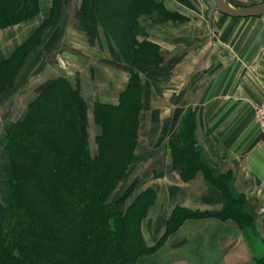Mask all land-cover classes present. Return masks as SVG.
Masks as SVG:
<instances>
[{"label":"crops","instance_id":"0c3cea01","mask_svg":"<svg viewBox=\"0 0 264 264\" xmlns=\"http://www.w3.org/2000/svg\"><path fill=\"white\" fill-rule=\"evenodd\" d=\"M76 1L72 8L78 5ZM229 1L234 6L252 2ZM136 5H104L94 0L87 6V13L78 15L77 34L69 36L67 28L76 26L71 22L73 15L63 22L62 14L49 24L53 0H41L39 15L0 29V60L11 59L21 47L25 51L23 46L42 31L40 44L32 47L19 66L13 85L1 93L0 113L5 117L8 111L9 122L22 120L30 103L60 77L79 90L87 103L88 92L95 100L89 106L117 104L131 75L141 73L140 56L133 55V40L150 41L156 50L148 58L161 61V106L173 107V113L163 116L161 133L168 134L170 126L167 128L166 123L173 122L176 141L191 119L189 140L197 143L209 165L205 171L196 168L182 159L180 146L170 150L161 185L167 183L165 188L172 190L165 191L168 201H161V215L166 217V212L183 203L215 217L225 209V198H231L227 188H235V198H245L250 204L251 210L246 209V213L252 220L246 228V221L223 215L221 229L215 233L221 252L218 264H264L259 258L264 256V137L256 115V107L264 102V15L237 17L219 8L215 15L214 5L201 0H163L155 9ZM138 10L147 11L137 16L134 12ZM107 16L116 21L114 25L119 23L129 31L139 25L142 33L135 38L120 26L118 34L122 37L117 39L103 19ZM60 33L62 42L68 43L72 37L83 50L68 46L60 57L62 71L55 74L46 61ZM124 37L131 46L128 56L118 46ZM211 176L220 182L215 185ZM166 207L171 208L166 211ZM199 231L197 234H206ZM146 240L148 245L156 243L148 236ZM209 243L206 237L205 245Z\"/></svg>","mask_w":264,"mask_h":264},{"label":"trees","instance_id":"16d2710c","mask_svg":"<svg viewBox=\"0 0 264 264\" xmlns=\"http://www.w3.org/2000/svg\"><path fill=\"white\" fill-rule=\"evenodd\" d=\"M32 2V0H0V29L27 20L25 18L35 17L39 10L37 5H32ZM132 2L129 1V3ZM119 3L125 4L121 1ZM160 4L162 6L159 0H150L146 7L152 9ZM37 42L38 38L31 40L23 46L25 51L21 47L19 48V50L22 49L21 52L18 50L11 59L0 60V95L13 85L16 71ZM136 43L141 46L147 44L155 46L145 40L143 42L133 40V45ZM134 89L143 92L142 81L136 77V73L131 76L127 90L122 93L123 98L119 104H96L97 118L103 120L106 125L109 119L114 120L115 112L122 114L128 104L137 105V102H140L139 99L127 95ZM86 113L87 104L80 91L74 88L66 78L60 77L42 90L38 97L30 103L27 114L22 120L13 122L7 127L8 135L13 142L9 149L13 156L11 157L13 162L11 184L15 188L14 194L18 191L22 192L23 189L26 191L32 189L33 193L43 196L41 205L38 206V202L36 210L40 207L50 208L52 216L47 217L44 211L30 210L29 205L27 207V204L22 201H18L17 204L20 206L18 205L16 213L9 215L7 209L10 206L11 208L16 207L15 201L12 200L7 206L0 201V264H119L121 257L123 261L126 259L127 264H134L133 258H130L132 255L130 251L120 254L119 249L116 248V245H122V240L124 243L126 239V218L131 207L127 213H122L111 209L108 203H103L102 198H86L85 196L86 182H92L95 187L97 183L99 184V177L111 176L112 170L116 169L114 167L117 163L116 159L120 155V152L116 150L114 160L113 158L104 160L110 166L99 170V159L89 152ZM122 115L117 122L120 128L124 127L127 121H135L137 116L134 112H125V115ZM189 120L184 127L185 131L183 130L181 136L179 135L176 139L175 146L182 148L181 156L184 161L188 160L196 168L205 171L209 165H206L197 143L189 140L193 127L191 119ZM58 130L64 135L62 137L64 141L61 137H55L59 133ZM100 137L108 143V147L112 145L117 148L120 143V139L116 141L106 138L104 133ZM15 157L33 163L34 169L29 170L24 177L18 171L19 168L14 161ZM92 173L96 174L94 178H87V175ZM210 180L215 185L220 182L212 176ZM42 183H47L48 187H40ZM227 190L232 198L229 199V207H233V204H240V198L233 199L236 193L235 188L228 187ZM229 207H225L223 212L216 214L221 216L230 214L243 223L251 219L244 212L245 206L237 214L229 211ZM176 211H185V213L196 216L215 215L185 207H178ZM53 218L58 219V222L61 220L67 226L66 248L62 245L65 243L63 230L53 225L55 224L52 222ZM139 234L143 248L137 249L135 246L133 247L135 251L139 249L151 251L164 238L163 235L154 245H148L141 227H139ZM29 239L40 240L48 244L28 242ZM76 245L78 248L76 252L70 249ZM259 258L264 260V256Z\"/></svg>","mask_w":264,"mask_h":264},{"label":"rangeland","instance_id":"374dc122","mask_svg":"<svg viewBox=\"0 0 264 264\" xmlns=\"http://www.w3.org/2000/svg\"><path fill=\"white\" fill-rule=\"evenodd\" d=\"M32 1L33 6L37 5L39 10L37 15H39L41 13V0ZM120 1L125 4L129 3V1H133L132 3L137 4L136 6L140 9H146V5L150 3V0ZM120 1L96 0L97 3L104 5L109 3L120 4ZM159 1L163 3V0ZM232 1L238 3V0ZM73 2H75V0H53L52 20L49 22V24L56 22L62 14L64 22V20L68 18V15H73L71 22L75 23L76 26L70 25L67 28L69 36L70 34L71 36L77 34L76 19L79 14L83 15V13H87V6L90 2H94V0H77L76 3L78 5L75 8H72ZM201 2L214 5V14L216 15L218 13L217 9L219 7L216 0H201ZM262 2H264V0H252V2L242 6H250ZM235 6L242 7L236 4ZM143 11L147 10H138L135 11L134 14L138 16L143 13ZM27 13H29V10H27ZM25 19L29 20V18ZM103 19L109 26V29L111 28L115 32L114 36L117 37V39H121L122 37V34H118V28L120 26H123L119 28L120 30L124 32L128 31V34L131 33L135 38L136 36L138 37L137 34L142 33V28L139 25L138 27H131L132 29L130 28L131 30L129 31L128 27L126 28L124 25H120L119 23V26L114 25L113 23L116 21H113V19L109 18V16L103 17ZM121 24H124V21ZM45 26L48 27V23L45 24ZM61 30L63 31V27ZM41 33L42 31H38L37 33L38 44H40L41 41ZM62 34L63 33L59 34V38L55 41L52 50L49 51V60L46 61V66H51V68L54 69L55 74H59L62 71L61 64H63V61H61L60 57L68 46H77V48L83 50V46L81 48L80 43L72 37H70L71 40L69 38L70 41L68 40L69 44L62 42ZM119 45H121L123 50ZM129 45L128 38L126 37L122 39V43L119 42L118 46L123 55L131 54V50H129L131 49V46ZM133 46L135 48L133 55L137 57L140 56L141 59L140 65H138L141 73H135L136 77L142 81L143 92L141 93L140 90L134 89L127 94L131 97H137L140 102H137V105L128 104L122 114L125 115V112H134L135 115H137L135 121H127L124 127L120 128L119 124L117 125V122L123 115L121 112L119 113L114 111V120L109 119L105 125L103 120L97 118L95 113L96 105H88V103L95 102L94 98H91L88 92L86 94V97L89 98L88 103L85 100L87 104L86 128L89 136V152L92 156L96 157V159H99V170L106 169V167L110 166L107 162H104V160H108L109 158H113L112 160H114L116 158L114 155L116 150L120 152V155L116 159L117 163L114 166L116 169L112 170L111 176L106 177L104 175L99 177V184L97 183V186L95 187L92 185V182H86L85 196L86 198H102L103 203H108L111 209L122 213H127L128 209L131 207L130 213L126 218V239H124V243L122 240V245H116V248L119 249L120 254H125L126 252L124 253V251H130L132 254L130 255V258H133L132 260H134V264H218L220 262L221 252L217 249V238L219 235H216L215 233L221 229L220 220H222L223 216H196L185 213V211L175 212L178 207L188 208L187 206H183V203H181V205L177 204L173 211L171 210L170 212H166V217L165 215H161V201H164V203L168 201V198L164 195L165 191L169 189L172 190L170 187L165 188V185H168L167 183L165 185H161V175L164 173L165 159L169 158L170 150L173 151V147L175 146L173 136L175 124L173 122L171 124L168 122L166 123L167 128L170 126L168 134L164 131L161 133V128L163 126V116L173 113V107L167 105L161 106V65H159L161 61L159 62V60H156L155 58H148L149 56H153V53L151 52H155L156 45L152 46L147 44L141 46V44L136 43ZM121 98H123L122 94L120 95V99L117 104H119ZM4 114V112L0 113V201L6 206L11 204L12 200L15 201L14 205H16V207L13 206L11 208L10 206V208L7 209L9 215L11 213H16L17 207L19 208L20 206L17 203L18 201H22L27 204V207L29 205L28 208H30V210L32 209L35 212L44 211L48 215L47 217H51L52 214L50 213V208L40 207L36 210V205L38 202V206L41 205L43 196L33 193L32 189L27 191L23 189L20 193L19 191H16V195L13 192V190H15L11 184V180L13 178V156L9 149L12 145L11 143L13 142L8 135L7 127L16 121L9 122V119L6 116L4 117ZM58 132L59 133L55 135V137H61V140L64 141L65 139H62L64 135H62L61 131L58 130ZM103 133L106 138H112L116 141L120 139V143L117 145V148L112 147V145L108 147V143L105 142V140L103 141L100 139V136ZM14 161L19 168V173L23 176L28 174L29 170L32 168L34 169V164L25 159L15 157ZM185 161L186 163H190L188 160ZM95 175L96 174L93 173L88 174L87 178H94ZM21 181L23 183V180ZM44 186L48 187L47 183H42V186L40 187ZM16 196H18V198H14ZM162 196L163 198H161ZM229 199L231 200L232 198H225L226 208L229 207ZM239 200L240 204H233V207L230 206L228 208L230 209L229 211H232L233 214H237L244 209V206L245 213L246 209L251 210L250 204L246 202L245 198H240ZM170 208L171 207H166V211H169ZM21 210H23V207H21ZM236 219L237 217L234 216L235 221ZM58 221L59 220L56 218L52 219V222L55 223L53 225L57 226V229L61 228V230H63L65 243H63V241L62 245L66 248L67 226H65L61 220L60 222ZM250 221L251 220L246 221V228H250ZM139 227L142 229L145 242H147V236L154 239L155 242L159 241L161 239L160 234L163 229H165L163 234L164 238L160 244L151 251H145L143 249L135 251V246L137 249L143 248L141 235L139 234ZM200 229L206 234H197V232L200 233ZM211 235L213 237V241L210 239ZM158 236H160V238H158ZM206 237L211 242L207 245H205ZM57 240L58 239L56 238V241ZM28 242L43 243L42 241L36 239H29ZM43 244L47 245L48 243L46 242ZM205 247L207 248L204 249ZM70 249L75 252L78 250L77 245ZM122 261L123 257H121V262H117L119 264L128 263L125 262L126 259L123 262Z\"/></svg>","mask_w":264,"mask_h":264},{"label":"water","instance_id":"95a60500","mask_svg":"<svg viewBox=\"0 0 264 264\" xmlns=\"http://www.w3.org/2000/svg\"><path fill=\"white\" fill-rule=\"evenodd\" d=\"M219 9L231 16L247 17L264 15V2L250 6L236 7L229 0H216Z\"/></svg>","mask_w":264,"mask_h":264},{"label":"built area","instance_id":"2783aa9c","mask_svg":"<svg viewBox=\"0 0 264 264\" xmlns=\"http://www.w3.org/2000/svg\"><path fill=\"white\" fill-rule=\"evenodd\" d=\"M256 115L259 121L261 132L264 137V102L256 107Z\"/></svg>","mask_w":264,"mask_h":264},{"label":"bare ground","instance_id":"6f19581e","mask_svg":"<svg viewBox=\"0 0 264 264\" xmlns=\"http://www.w3.org/2000/svg\"><path fill=\"white\" fill-rule=\"evenodd\" d=\"M230 2V1H229ZM231 3V2H230ZM232 4V3H231ZM233 5V4H232ZM237 7V6H236Z\"/></svg>","mask_w":264,"mask_h":264}]
</instances>
